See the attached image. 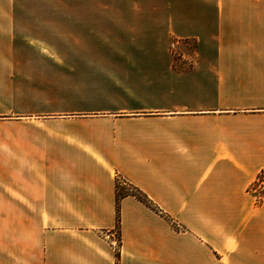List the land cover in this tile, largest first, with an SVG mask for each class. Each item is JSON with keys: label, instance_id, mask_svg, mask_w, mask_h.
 Masks as SVG:
<instances>
[{"label": "crops", "instance_id": "obj_1", "mask_svg": "<svg viewBox=\"0 0 264 264\" xmlns=\"http://www.w3.org/2000/svg\"><path fill=\"white\" fill-rule=\"evenodd\" d=\"M147 1L0 0V264H264V0Z\"/></svg>", "mask_w": 264, "mask_h": 264}, {"label": "rangeland", "instance_id": "obj_2", "mask_svg": "<svg viewBox=\"0 0 264 264\" xmlns=\"http://www.w3.org/2000/svg\"><path fill=\"white\" fill-rule=\"evenodd\" d=\"M118 0H116L117 2ZM113 2L111 4L112 6H118V3ZM87 2L85 0H14V6L20 7V8H29L31 10H37V9H47V8H69V7H82V6H110L109 0H90V3L87 5ZM134 3L136 6L139 7H145L149 6V1L147 0H134ZM121 6V4H119ZM31 13H39L38 10L36 12ZM65 17V16H64ZM30 18H49V19H55L56 16L54 15H48V16H30ZM68 18V17H66ZM174 42V41H173ZM195 50V43L191 40L183 42V44L176 45L173 43L170 47L171 54L175 57V67L176 68H187L191 66L192 59L191 57L188 58V56L193 55V51ZM185 56L186 59L180 60L182 56ZM260 174H264V172H260ZM257 176V177H258ZM256 177V179H257ZM256 179L252 182L254 183ZM118 182L121 186L128 187L125 185V183L119 178ZM251 183V184H252ZM129 190V189H128ZM155 211H159L156 209ZM116 212V209H115ZM120 212V209H119ZM120 214V213H119ZM119 222H120V216H119ZM119 222H117V216H116V226L113 230L110 231H100V235L107 239L109 242V245L112 247L113 251L115 252V263L118 264V258H119ZM178 229V228H176Z\"/></svg>", "mask_w": 264, "mask_h": 264}, {"label": "trees", "instance_id": "obj_3", "mask_svg": "<svg viewBox=\"0 0 264 264\" xmlns=\"http://www.w3.org/2000/svg\"><path fill=\"white\" fill-rule=\"evenodd\" d=\"M125 185L128 187H123L119 184L118 180L115 183V209H116V216H117V222H119V201L121 198L125 196H133L143 204H145L147 207L156 210V206L149 200V198L137 187L133 186L131 183L125 181L124 179H121Z\"/></svg>", "mask_w": 264, "mask_h": 264}, {"label": "built area", "instance_id": "obj_4", "mask_svg": "<svg viewBox=\"0 0 264 264\" xmlns=\"http://www.w3.org/2000/svg\"><path fill=\"white\" fill-rule=\"evenodd\" d=\"M249 191L258 195V202L264 199V174H260L256 181L249 186Z\"/></svg>", "mask_w": 264, "mask_h": 264}]
</instances>
